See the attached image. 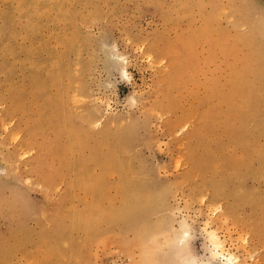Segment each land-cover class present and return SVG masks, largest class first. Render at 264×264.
<instances>
[{"label":"rangeland","instance_id":"1","mask_svg":"<svg viewBox=\"0 0 264 264\" xmlns=\"http://www.w3.org/2000/svg\"><path fill=\"white\" fill-rule=\"evenodd\" d=\"M183 220L264 264V0H0V264H145Z\"/></svg>","mask_w":264,"mask_h":264},{"label":"bare ground","instance_id":"2","mask_svg":"<svg viewBox=\"0 0 264 264\" xmlns=\"http://www.w3.org/2000/svg\"><path fill=\"white\" fill-rule=\"evenodd\" d=\"M127 205L129 206V204H126L125 208H127ZM134 207L136 208V211H139V210H137L136 206H134ZM123 208H124V206H123ZM139 208L140 207H138V209ZM127 209H129V207ZM127 209L124 210L126 213L128 211ZM140 210H142V208ZM136 211H134V212H136ZM143 211H144V208H143ZM125 212H123V213H125ZM132 214H133V212H132ZM140 214H139V216H140ZM133 215H135V214H133ZM128 216H131L130 211H129ZM136 217H137V215H136ZM141 217L143 218V215ZM129 218H127V219H129ZM131 218H132V216H131ZM138 221H140V220H137L136 223H139ZM128 223H130V221H128ZM131 224L133 225V221ZM133 227H135V226H133ZM144 229H146V227ZM144 229L139 230V228H137L136 229V233H137L136 235H138L137 238H138V240H140V243L138 245H141V243L144 245V247H143L144 251L143 252H144V255L146 256L147 259H149V258L152 259L154 256L158 255L160 257L161 256L165 257L166 264H237L238 263L237 258L232 256V254H229L228 251L226 252L225 247H224L225 246L224 242L220 239L218 233L215 230H209L208 229L206 231L208 241L210 244L205 246V257H203L202 259H198V257L192 255L191 252L189 251V246H188L189 243L188 242H189L190 238H192V236H193L192 235L193 230L189 224V221H187V220L181 221L179 230L174 231V229H173L174 233H172V234L168 233L170 235L169 238H171V239L167 240V239H169V238H167L169 235L167 236V234H166L165 238H167V239L160 240L161 242L158 241V239L160 237L157 236L158 237V239H157L154 235V233H158V232H154V229H155L154 226L149 225V228L147 230H144ZM159 229H161V228H159ZM163 229L164 228H162V230ZM142 230H144V231H142ZM185 233H187V236H185ZM156 239L158 242L156 241ZM163 241H165V242H163ZM181 241H184V243H181ZM165 250H167V251H165ZM143 252H142V254H143ZM144 255H143V257H145ZM154 258H155L154 261L158 260V258L157 259H156V257H154ZM169 258H170V260L172 258H174V260L169 262L168 261ZM144 259L145 258H143V260ZM147 259H146V263L148 261ZM150 259H149L148 263L152 264V263H150ZM140 261H141V259H140ZM158 262L159 261H157V263ZM141 263H144V262H141ZM158 264H161V263L159 262Z\"/></svg>","mask_w":264,"mask_h":264},{"label":"snow or ice","instance_id":"3","mask_svg":"<svg viewBox=\"0 0 264 264\" xmlns=\"http://www.w3.org/2000/svg\"><path fill=\"white\" fill-rule=\"evenodd\" d=\"M185 236H187V233H185ZM181 243H184V241H181Z\"/></svg>","mask_w":264,"mask_h":264}]
</instances>
